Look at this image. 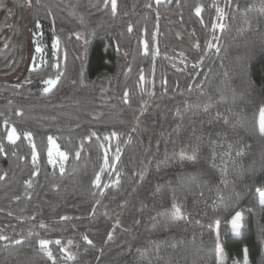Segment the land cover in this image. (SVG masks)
<instances>
[{
    "label": "trees",
    "instance_id": "16d2710c",
    "mask_svg": "<svg viewBox=\"0 0 264 264\" xmlns=\"http://www.w3.org/2000/svg\"><path fill=\"white\" fill-rule=\"evenodd\" d=\"M116 3L0 7V264H264V0Z\"/></svg>",
    "mask_w": 264,
    "mask_h": 264
},
{
    "label": "rangeland",
    "instance_id": "374dc122",
    "mask_svg": "<svg viewBox=\"0 0 264 264\" xmlns=\"http://www.w3.org/2000/svg\"><path fill=\"white\" fill-rule=\"evenodd\" d=\"M158 1H163V0H158ZM7 2H8V0H0V5H1L0 7L5 6L7 4ZM24 32H25V34H24L25 56H26V58L30 57V59H29L30 68L33 70L34 69L36 70L37 68H40L41 66H44L46 64L48 49L46 47V44L44 43L43 34L40 30H38L36 33H34L31 37V34L29 33L27 25H26ZM3 33H5V32H3ZM37 48H39L40 50L37 51ZM50 48H51L50 49L51 56L53 57V59H55L57 56V52H58V43L55 39H52ZM16 78H18V76H14V78L13 77H5L3 79L5 81H8V80H16ZM48 79H55V78H47L46 80H48ZM45 87H49V85H46L44 83V88ZM12 129L13 128H9L8 134ZM8 134H7V137H8ZM16 135H17V133H16ZM51 138H52V143L49 142V138H48V149H47L48 162L51 159L52 162H49V165L51 166V168H56V169L61 171V167L64 168L68 157H67V154L60 148L59 142L57 141V139L55 137H51ZM26 139H27L28 143L30 145H32L31 137L29 136ZM57 150L59 152L65 153L66 159L61 160V158L56 154ZM50 151L52 153L51 158L49 157ZM32 161H33V154H32ZM33 163L35 164L36 160H35V162L33 161ZM261 191H264V190H261ZM234 216H235V214L233 215V217ZM232 218L230 220L231 231H232V225H231ZM239 222L241 224V227H240L238 232L232 231V233L234 235H238L242 230V217H241V220ZM244 261L242 263H235V264H244Z\"/></svg>",
    "mask_w": 264,
    "mask_h": 264
},
{
    "label": "snow or ice",
    "instance_id": "6c2138e0",
    "mask_svg": "<svg viewBox=\"0 0 264 264\" xmlns=\"http://www.w3.org/2000/svg\"><path fill=\"white\" fill-rule=\"evenodd\" d=\"M105 3H108V0H105ZM111 7H112L113 13H115L116 8H117L116 0H111ZM200 11H201V9L198 7L196 9L197 14H199ZM219 27L222 29L224 26H223V24H220ZM209 46L211 47L212 45H209ZM39 50L40 49L37 48V51H39ZM142 79H143V77H141V80ZM58 80H59V77H56L55 79L45 80L44 83L46 85H49V87H45L43 89V91L45 93L50 92L52 90V87L55 86V84L57 83ZM125 95H127V93H125ZM17 114H19V113H17ZM220 115H221V113L218 112L217 113V116H220ZM257 123H258V131H259V134L261 136H264V106H262L260 108V111H259V119H258ZM24 135H25V138H27V137H29L31 135V133H25ZM113 135H115V133H113ZM7 139L10 142H12V143H14L16 139H18V136L16 135L15 129H12L9 132ZM49 142L52 143V138L51 137H49ZM229 147L231 148V145H229ZM240 147L242 148L243 145H241ZM2 151H3V146L0 145V152H2ZM56 154L61 158V160L66 159V154L65 153L59 152L57 150V153ZM239 154H240V152L238 151L237 152V155H239ZM51 155H52V153L50 151L49 152V157L50 158H51ZM35 160H36V153H35V147L33 146V161L35 162ZM49 162H52L51 159L49 160ZM63 171H64V169H63V167H61V172H63ZM33 175H35V173H33ZM2 178L3 177H0V179H2ZM221 179H222V181L224 183H228L227 174H224L221 177ZM95 182L96 181H93V183H95ZM258 192H259V203H260L261 206H264V191H259L258 190ZM172 209H173L174 213H178V212L181 211L180 208L178 207V203H177V200L175 198H173V200H172ZM241 215H242L241 212L237 211L235 213V216L232 218L231 225H232V231H234V232H238L239 229H240V227H241V224L239 222L241 220ZM41 226L43 227V224ZM109 238H111V233H109ZM0 239H6V237L0 236ZM84 240L87 241V243H89V244L92 243L90 240H88V237L87 236L84 237ZM14 243H19V241H14ZM48 243L49 242L46 241V240H39V244L41 245L42 250H44L45 255L48 256L49 259H52V253L47 250ZM56 243L59 244L60 242L59 241H56ZM69 243H71V241H69ZM73 258L74 257H72L71 255L68 256V259H73ZM234 264H235V262H234ZM244 264H247V259L246 258H245Z\"/></svg>",
    "mask_w": 264,
    "mask_h": 264
}]
</instances>
